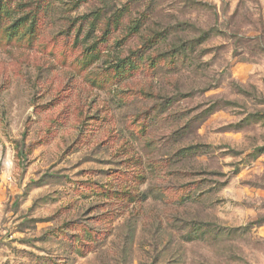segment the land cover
Returning a JSON list of instances; mask_svg holds the SVG:
<instances>
[{"label": "rangeland", "instance_id": "374dc122", "mask_svg": "<svg viewBox=\"0 0 264 264\" xmlns=\"http://www.w3.org/2000/svg\"><path fill=\"white\" fill-rule=\"evenodd\" d=\"M0 264H264V0H0Z\"/></svg>", "mask_w": 264, "mask_h": 264}, {"label": "trees", "instance_id": "16d2710c", "mask_svg": "<svg viewBox=\"0 0 264 264\" xmlns=\"http://www.w3.org/2000/svg\"><path fill=\"white\" fill-rule=\"evenodd\" d=\"M20 153H23L22 151H20Z\"/></svg>", "mask_w": 264, "mask_h": 264}]
</instances>
